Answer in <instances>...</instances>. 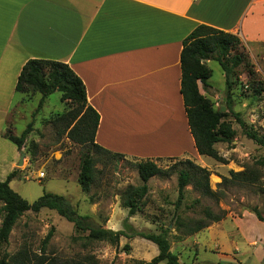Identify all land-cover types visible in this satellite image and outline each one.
I'll list each match as a JSON object with an SVG mask.
<instances>
[{
  "label": "rangeland",
  "instance_id": "obj_1",
  "mask_svg": "<svg viewBox=\"0 0 264 264\" xmlns=\"http://www.w3.org/2000/svg\"><path fill=\"white\" fill-rule=\"evenodd\" d=\"M236 52L242 55L243 64L238 69L237 83L229 93L230 98L224 73L216 61L207 62L212 76L208 85L198 83L199 90L217 110L227 112L230 101L233 112L245 122L246 130L264 140V94L254 93V88L264 78V48L260 47L253 55L243 48ZM28 96L18 93L10 98L13 110L8 116L0 114V179L6 180L10 173L17 171L10 186L30 203L45 193L63 195L79 214L89 215L94 224L127 231L128 209L123 205L122 193L129 186L142 185L135 165L138 159L104 154L68 138L64 124L57 118L66 113L70 105L61 102L59 92L48 97L46 106L36 114L33 131L22 146L17 147L6 135L20 136L33 121L32 111L36 110L41 95ZM224 121L235 131L232 139L216 145L226 164L196 151L194 155L189 148L185 156L154 159L164 169L174 165L176 170L185 168L184 162L188 159L207 168L211 173L210 188L215 195L205 196L189 185L178 206L177 173L168 177L155 176L148 182L142 210L128 218L139 232L159 234L166 231L171 251L184 264H264V223L259 222L251 210L257 207L264 217V146L249 138L231 113ZM21 151L25 157L23 165L19 166ZM86 155L95 160V180L88 192L83 191L78 181ZM231 171L246 172L249 180H231ZM224 178L228 181L224 182ZM204 208H210L215 214L224 213L225 217L186 235L187 229L180 227L179 220L192 226L190 219H201ZM51 230L53 235L45 245L44 239ZM77 235L73 223L56 211H28L13 227L0 258L13 256L25 248L32 258L44 254L61 261H84L86 256L92 255L96 264H148L159 253L154 243L140 236H123L118 246L107 242L84 246V240H74Z\"/></svg>",
  "mask_w": 264,
  "mask_h": 264
},
{
  "label": "crops",
  "instance_id": "obj_2",
  "mask_svg": "<svg viewBox=\"0 0 264 264\" xmlns=\"http://www.w3.org/2000/svg\"><path fill=\"white\" fill-rule=\"evenodd\" d=\"M202 24L251 55L264 48V0H0V114L28 60L63 62L99 114L98 145L137 159L195 155L181 53Z\"/></svg>",
  "mask_w": 264,
  "mask_h": 264
},
{
  "label": "trees",
  "instance_id": "obj_3",
  "mask_svg": "<svg viewBox=\"0 0 264 264\" xmlns=\"http://www.w3.org/2000/svg\"><path fill=\"white\" fill-rule=\"evenodd\" d=\"M238 48H243L240 38L234 34L216 29L208 25H199L183 42L181 53V94L184 101L185 112L188 119L189 129L193 136L195 148L199 155L210 157L218 162L226 164L227 161L220 155L216 145L229 141L235 135L232 127L224 121L231 113L237 123L244 129L247 136L264 146V140L259 138L255 132L247 131L246 124L239 114L233 112L230 101L227 103V112L217 110L213 103L200 93L198 83L208 85V80L212 76V70L207 62L216 61L225 76L228 98L230 91L237 83L238 69L243 64V57ZM235 51V54H233ZM17 93L29 95L30 97L40 94L36 110L33 112V121L28 123L20 136L6 135V139L17 147H21L27 136L33 131L36 114L43 108L46 99L53 93H60L62 103L70 105L69 110L58 115L57 121L64 124V133L72 141L88 145L104 154L114 156H125L120 153H113L95 142V135L99 125V114L87 102V91L83 80L66 63L47 60H28L15 85ZM254 93L261 95L263 88L258 84L254 88ZM28 96V97H29ZM29 97V98H30ZM228 113V114H227ZM185 168L176 170V166L167 169L162 168L152 159H138L136 167L139 172L142 185L139 187L129 186L122 193L123 205L128 209V216L125 222V230H112L94 224L89 215L79 214L70 201L63 195L45 193L37 200L30 203L19 195L10 186V182L17 175V171L10 173L6 180L0 179V253L4 244H7L18 219L26 212H39L43 209L56 211L57 214L68 222L73 223L75 232L79 235L74 237L75 241L84 240V246L92 242H107L118 246L120 239L125 236L132 238L140 236L154 243L159 253L148 263L157 264L165 261L167 264L181 263L177 254L171 251V244L166 231L159 234L139 232L128 222V218L135 216L142 210L143 199L148 194V182L155 176L168 177L175 172L178 175V198L176 204L180 206L185 197V189L189 185L200 191L205 196H214L215 193L210 188V171L201 167L191 160H186ZM95 160L89 155L84 156L79 174V184L83 191L88 192L95 180ZM231 180H249L246 172H230ZM228 180L224 178V182ZM257 219L264 223L261 211L254 207L251 209ZM225 214H215L210 208H204L203 217L199 220L190 219L188 223L179 220L180 227L187 229L186 235H192L212 222H219L224 219ZM53 235L52 230L44 239L46 245ZM84 235V236H83ZM180 239V238H179ZM128 249V246H126ZM84 261H61L55 256L49 258L44 254L32 258L28 250L21 249L13 256L4 255L0 258V264H96L94 257L88 255Z\"/></svg>",
  "mask_w": 264,
  "mask_h": 264
},
{
  "label": "water",
  "instance_id": "obj_4",
  "mask_svg": "<svg viewBox=\"0 0 264 264\" xmlns=\"http://www.w3.org/2000/svg\"><path fill=\"white\" fill-rule=\"evenodd\" d=\"M20 153H21L20 154V160H19V163H18L19 166L23 165L24 157H25L24 152L21 151Z\"/></svg>",
  "mask_w": 264,
  "mask_h": 264
},
{
  "label": "built area",
  "instance_id": "obj_5",
  "mask_svg": "<svg viewBox=\"0 0 264 264\" xmlns=\"http://www.w3.org/2000/svg\"><path fill=\"white\" fill-rule=\"evenodd\" d=\"M193 1H195V2H200V1H202V0H193ZM261 86H262V88H263V94H264V78H263V81H262V83H261ZM245 87L248 88L249 86L246 85Z\"/></svg>",
  "mask_w": 264,
  "mask_h": 264
}]
</instances>
